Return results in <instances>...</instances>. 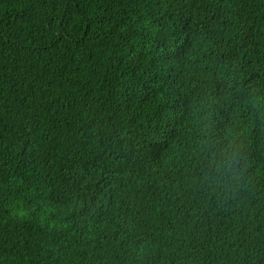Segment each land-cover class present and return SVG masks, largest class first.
<instances>
[{
    "label": "trees",
    "instance_id": "16d2710c",
    "mask_svg": "<svg viewBox=\"0 0 264 264\" xmlns=\"http://www.w3.org/2000/svg\"><path fill=\"white\" fill-rule=\"evenodd\" d=\"M0 264H264V0H0Z\"/></svg>",
    "mask_w": 264,
    "mask_h": 264
},
{
    "label": "clouds",
    "instance_id": "9594fccd",
    "mask_svg": "<svg viewBox=\"0 0 264 264\" xmlns=\"http://www.w3.org/2000/svg\"><path fill=\"white\" fill-rule=\"evenodd\" d=\"M201 150L206 154L210 179L218 180L234 176L243 150L238 138L227 134L220 135L211 113L201 120Z\"/></svg>",
    "mask_w": 264,
    "mask_h": 264
}]
</instances>
